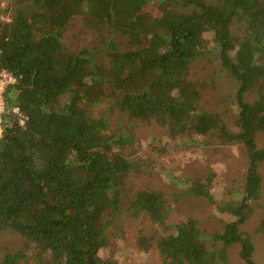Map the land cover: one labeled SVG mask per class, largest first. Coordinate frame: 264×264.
I'll return each instance as SVG.
<instances>
[{"label": "trees", "instance_id": "16d2710c", "mask_svg": "<svg viewBox=\"0 0 264 264\" xmlns=\"http://www.w3.org/2000/svg\"><path fill=\"white\" fill-rule=\"evenodd\" d=\"M151 2L158 13L149 21ZM1 3L0 72L13 82L0 125V264H119L108 250L121 210L132 219L146 214L160 228L158 238L139 233L134 248L155 245L164 264H230L235 245L243 264H257L242 227L264 196V147L256 143L264 134V0ZM77 18L96 35L92 48L65 45ZM207 33L238 86L234 133L220 114L200 109L203 86L189 77L207 52ZM103 103L121 121L153 120L191 141L216 136L220 145L242 144L240 198L218 208L232 220L212 235L194 218L165 224L170 209L161 192L127 187L136 164L126 147L134 141L93 115ZM213 177L188 182L185 194L213 203ZM256 231L264 234V220Z\"/></svg>", "mask_w": 264, "mask_h": 264}, {"label": "rangeland", "instance_id": "374dc122", "mask_svg": "<svg viewBox=\"0 0 264 264\" xmlns=\"http://www.w3.org/2000/svg\"><path fill=\"white\" fill-rule=\"evenodd\" d=\"M206 1L214 3L217 0ZM3 5L0 4L1 7ZM145 13L150 18L149 21L153 20L158 13L157 4L151 2ZM95 36L92 30L83 25L82 19L77 18L72 21L63 37L70 50L80 51L83 48H92ZM205 37L208 41L207 52L192 63L189 77L203 86L200 109L220 114L228 130L234 133L237 131L235 97L238 86L221 68L212 34L207 33ZM2 79L9 80L8 76H3ZM254 99L253 94L247 98L250 102ZM91 111L94 116L107 117L113 133H131L134 142L126 147V155L136 165L128 176L127 187L133 192H161L170 209L165 224L194 218L202 231L212 235L220 232L223 225L232 220L231 216L220 212L218 208L240 198L247 161L242 144L220 145L216 136L191 141L183 135L169 133L153 120L121 121L117 113L110 114L107 103L97 105ZM256 143L258 148L264 147V134L258 135ZM260 168L264 193V163ZM208 173L214 175L211 189L213 203L185 194L188 182L204 178ZM124 211L116 213L122 215L117 220L116 235L113 236L114 231L110 229L112 237L109 254L119 264H164L155 245L148 252L134 248L139 233L158 238L161 235L160 228L152 224L146 214L132 219ZM263 220L264 196L253 217L242 227L253 239L254 261L257 264H264V234L256 231ZM9 245H12V241ZM108 252L105 251L102 255ZM229 257L230 264H243L239 257L238 245L230 249Z\"/></svg>", "mask_w": 264, "mask_h": 264}, {"label": "built area", "instance_id": "2783aa9c", "mask_svg": "<svg viewBox=\"0 0 264 264\" xmlns=\"http://www.w3.org/2000/svg\"><path fill=\"white\" fill-rule=\"evenodd\" d=\"M3 76H8V81H4L2 79ZM13 80L12 78L7 74L5 73L4 71L0 72V125L2 123V113H3V110H4V103H3V94H4V90H5V87L6 85L12 83Z\"/></svg>", "mask_w": 264, "mask_h": 264}]
</instances>
